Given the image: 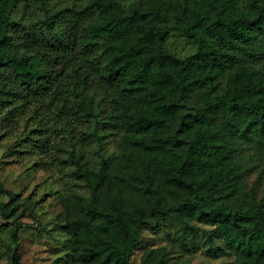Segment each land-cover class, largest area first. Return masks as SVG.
<instances>
[{"label":"trees","instance_id":"trees-1","mask_svg":"<svg viewBox=\"0 0 264 264\" xmlns=\"http://www.w3.org/2000/svg\"><path fill=\"white\" fill-rule=\"evenodd\" d=\"M134 2L0 0V141L11 144L17 164L36 162L84 212L87 223L95 224L93 194L123 159L116 143L140 91L152 84L160 93L161 117L134 119L133 128L145 135L180 114L193 94L222 74L240 76L246 83L210 100L193 116L207 138L191 141L186 162L164 163L158 154L157 167L165 181L194 189L188 207L218 225L239 257L259 261L264 258V217L214 205L186 174L196 179L226 158L231 149L219 143L222 135L236 132L264 142V102L253 97L263 90L247 79L264 75V0H228V10L216 7L213 14L192 9L186 21L167 31L157 30L154 17L142 44L123 49L119 43L142 25ZM155 170L148 171V179ZM209 179L213 190L218 181ZM19 200L0 181V220L11 219ZM27 201L34 211L42 203L36 193ZM146 224L144 212L128 218L115 212L100 226L119 235V243L86 256L97 264H130ZM22 228L0 223L1 250L13 264L20 259Z\"/></svg>","mask_w":264,"mask_h":264},{"label":"rangeland","instance_id":"rangeland-1","mask_svg":"<svg viewBox=\"0 0 264 264\" xmlns=\"http://www.w3.org/2000/svg\"><path fill=\"white\" fill-rule=\"evenodd\" d=\"M216 7L228 10L230 6L228 0H135L133 9L142 25L119 45L125 49L142 44L145 26H150L154 17L157 30L167 31L177 22L186 21V14L192 9H209L213 14ZM247 79L260 83L263 92L253 97L264 102V75L252 74ZM241 81L246 83L233 73L222 74L193 94L180 114L166 118L161 127L140 135L133 128L136 117H161L157 110L160 101L157 87L152 84L144 87L123 121V138L116 143L123 159L93 194L95 224L87 223L84 212L66 199L65 191L49 180L44 170H38L36 162L17 164L16 154L9 150L11 144L0 141V181L20 199L11 219L0 220L1 224L23 227L17 251L20 259L14 264H97L86 254L119 243V235L100 226L119 211L126 218L137 211L144 212L147 221L130 264H264V258L255 261L239 257L218 225L207 222L197 209L188 207L194 189L165 181L157 167L158 154L164 163L186 162L191 141L207 138L204 131L197 130L193 116L201 106L227 95ZM232 127L229 122L228 130ZM218 141L226 142L231 149L226 158L217 167L202 170L196 179L188 171L187 179L197 182L202 197L216 206L264 217L263 140L255 142L233 132L220 136ZM151 170H155V176L148 179L146 175ZM210 177L218 181L213 190H209ZM35 193L42 202L36 211L27 201ZM1 249L5 248L0 240V264H13Z\"/></svg>","mask_w":264,"mask_h":264}]
</instances>
